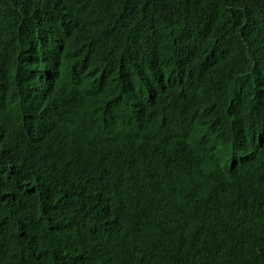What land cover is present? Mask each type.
<instances>
[{
    "label": "trees",
    "instance_id": "1",
    "mask_svg": "<svg viewBox=\"0 0 264 264\" xmlns=\"http://www.w3.org/2000/svg\"><path fill=\"white\" fill-rule=\"evenodd\" d=\"M37 66L69 74L79 88L91 84L84 97L103 100L119 97L126 85L132 91L157 84L172 106L192 116L201 109L199 121L208 123L196 135L198 146L211 143L230 156L253 143V104L264 102V0H0V87L32 78L29 70ZM236 87L243 89L235 102L244 106L242 116L240 106L227 107L240 96ZM19 110L4 109L0 117ZM60 114L27 117L39 126L32 133L24 126L15 142L30 143L25 150L38 155L33 168L11 162L23 171L10 173V194H0V264H264V247L248 235L219 230L207 242L193 227L191 237L172 245L195 224L192 211L221 169L204 172L191 152L171 159L157 138L125 165L119 187L106 188L104 178L91 180L81 160L92 137L69 130L80 116ZM180 132L189 128L181 123ZM189 141L196 144L193 133ZM262 142L252 161L242 160L256 177L264 176ZM240 187L264 201V180ZM255 212V236H264V204Z\"/></svg>",
    "mask_w": 264,
    "mask_h": 264
},
{
    "label": "clouds",
    "instance_id": "2",
    "mask_svg": "<svg viewBox=\"0 0 264 264\" xmlns=\"http://www.w3.org/2000/svg\"><path fill=\"white\" fill-rule=\"evenodd\" d=\"M261 39L263 40V35ZM31 71L32 78L29 76L31 80L21 78L15 82L13 78L0 87V113L4 109L20 108L17 113L4 114L0 117V194H10L5 191L10 173L23 171L20 166H14L11 162L22 164L27 161L28 165L34 167V159L38 153L34 150L28 153L25 150L30 143L25 146L24 141H20V144H23L21 146L15 144L19 135L24 132V126L26 133H32L39 126L38 123L28 121L27 117L39 111L58 110L60 116L73 112L80 116V122L69 130L76 135L84 134L92 137L88 141L89 146L81 151V160L87 164L91 180L95 177L104 178V181H107L106 188L119 187L118 182L124 180L125 165L130 166L128 162L132 156L137 152L148 150L157 138H160L158 145L165 147V152L171 159L181 161L182 157L191 152L194 159H199L205 165L204 172L214 174L220 169L223 171L221 177L211 176L207 189L202 191L201 203L192 211L198 215L195 224H192L187 235L172 241L173 247H178L184 239L191 237L193 227L197 229L195 237L204 236L207 242H214V237L219 235L220 230L225 233L224 235L232 234L235 237L248 235L253 240L252 244L264 247V236H255L256 216L259 214L255 210L263 205L264 201H259V196H250L247 190L240 187L242 181L264 180V176H254L253 166L242 162L243 159L252 161L251 158L254 159L256 150L263 147L264 102L253 104L254 108L261 111L260 113L254 111L250 119L251 126L256 130L253 143L238 146L235 152L227 156L228 152L225 153L211 143L197 145L196 135L202 134L203 124L208 123L206 121L202 124L199 121L200 114L202 115L201 109H197V116H192L185 108L172 106L160 98L162 96L157 84L150 82V87L142 83L136 84L132 91L130 85H126V90L122 91L119 97L114 95L109 100H103L95 95L84 97L85 93L93 89L91 84L79 88L76 83L68 82L69 74L63 77V72L55 68L37 66L29 70ZM234 89V93L240 96L229 98L227 107L240 106L239 115L242 116L245 112L244 106L235 102L242 97L243 89L239 87ZM217 95L218 97L212 93V98L217 105H221L220 94ZM80 99L81 103L78 106ZM161 101L168 105L161 104ZM191 117L198 120L200 123L198 127L196 123L192 126ZM239 119L240 117L237 121ZM3 123H8L13 128L7 130L3 127ZM181 123L189 128L187 134L180 132ZM192 133L195 136V145L189 141ZM203 136L207 138L205 134ZM256 142L261 145L255 146ZM92 145H96V150L89 152L88 148ZM70 157L73 155L71 154ZM36 169L39 170L37 167ZM107 190L102 188V192ZM205 195L207 205H205ZM261 225L264 228V219L261 220ZM257 253L261 254V250Z\"/></svg>",
    "mask_w": 264,
    "mask_h": 264
}]
</instances>
